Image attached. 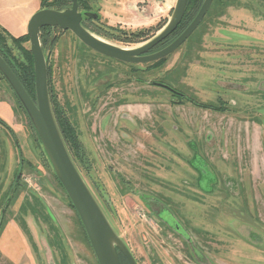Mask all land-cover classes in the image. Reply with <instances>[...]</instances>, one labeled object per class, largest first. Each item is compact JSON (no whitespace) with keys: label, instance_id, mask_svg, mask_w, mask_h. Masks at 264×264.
Listing matches in <instances>:
<instances>
[{"label":"rangeland","instance_id":"1","mask_svg":"<svg viewBox=\"0 0 264 264\" xmlns=\"http://www.w3.org/2000/svg\"><path fill=\"white\" fill-rule=\"evenodd\" d=\"M82 1L87 29L127 49L158 36L176 6ZM212 4L164 61L119 62L60 29L45 53L51 100L78 140L66 135L67 148L138 264H264V0ZM21 105L0 74V264H98Z\"/></svg>","mask_w":264,"mask_h":264},{"label":"water","instance_id":"2","mask_svg":"<svg viewBox=\"0 0 264 264\" xmlns=\"http://www.w3.org/2000/svg\"><path fill=\"white\" fill-rule=\"evenodd\" d=\"M213 1L204 0L193 21L178 38L155 53L150 52L180 25L188 0H177L168 25L158 36L146 45L131 50L107 43L87 30L82 25L83 15L79 12L78 0H72V6L64 11L43 9L36 12L31 17L27 28L30 51L34 60L35 100L0 54V72L32 122L53 171L79 216L98 264H122L120 254L129 264L138 263L111 225L67 148L51 104L47 58L41 45V31L46 27H57L62 31L72 32L85 46L102 55L126 63H153L173 54L190 38L204 20ZM85 15L93 17L92 14ZM155 85L175 92L166 84L155 83ZM169 223L178 231L176 220L174 222L170 219Z\"/></svg>","mask_w":264,"mask_h":264},{"label":"trees","instance_id":"3","mask_svg":"<svg viewBox=\"0 0 264 264\" xmlns=\"http://www.w3.org/2000/svg\"><path fill=\"white\" fill-rule=\"evenodd\" d=\"M40 2H41V9H52V10H58V11H63L65 9H67L69 6H71V4H72V0H40ZM79 2L81 5V0ZM203 2H204V0H188L187 7L185 10V14H184V18H183V20H182L181 24L179 25L176 32H180L182 28H183L182 30L186 29V27L193 21V19L195 18V16L199 12ZM212 5H211V7H212ZM211 7H210V9H211ZM83 8H84V5H83ZM99 11H100V8H99ZM209 11H208V13H209ZM87 20L93 21L92 19H87ZM94 22H96V23L100 22V18L98 17V19L95 20ZM82 25L85 28H87V26H85L84 23H82ZM54 29L55 28L46 27V28H43L41 31L40 40H41V45H42L44 53L47 52L49 47L52 46V43L56 40L55 36H53ZM94 32L99 34V35H102V36H107V34H108V32L107 31L105 32V30H103V28H101V27H100V29L95 30ZM28 42H30V39H29V36L27 34L20 36V37H13L3 27L0 26V54L5 59V61L9 64V66L12 68V70L15 72L16 76L19 78L20 82L22 83V85L24 86L26 91L29 93V95L35 100L36 99V92H35L34 60H33V55L31 53V51L25 46V44ZM14 47H17V50H18L21 58L16 57V55H15L16 58H13L10 55V53H13ZM165 59L166 58H164L160 61H164ZM160 61H158V62H160ZM0 74H1V72H0ZM48 74H49V71H48ZM48 79H49V75H48ZM49 93H50V99H51L50 89H49ZM184 99L187 102H191L194 105H196V106H198L204 110H211V111L216 112V113H225V112H228L230 110V107L228 105H226L225 103L223 105L214 106V105H211L208 103L207 104L199 103V102H197V100L191 99V98H184ZM51 104H52V108H53V111L55 114V118L58 122L59 128H60L61 133L63 135V138L65 140V143H66L65 136L69 134L70 139L68 140V137H67V141L71 142V144H73V145H76L78 140H77L76 134L74 133V129L72 128V126H70V124H68V122L65 118L62 121V119L60 118V115L58 114L59 112L57 110V107L54 106V103L52 102V100H51ZM21 107H23V106L21 105ZM31 125H32V128L35 130L32 122H31ZM36 135H37V132H36ZM71 153L76 158L78 157V154L76 155L72 151L70 152V154ZM72 154H71V156H72ZM84 232H85V230H84ZM85 234H86V232H85ZM86 237H87V235H86ZM87 241H88V245H89L90 249H92L90 242L88 240V237H87ZM93 256H94V254H93ZM94 258H95L96 263H98L95 256H94ZM120 259H121L122 264H128L127 260L121 254H120Z\"/></svg>","mask_w":264,"mask_h":264},{"label":"crops","instance_id":"4","mask_svg":"<svg viewBox=\"0 0 264 264\" xmlns=\"http://www.w3.org/2000/svg\"><path fill=\"white\" fill-rule=\"evenodd\" d=\"M39 10L40 0H0V26L13 37L23 36L31 17Z\"/></svg>","mask_w":264,"mask_h":264},{"label":"flooded vegetation","instance_id":"5","mask_svg":"<svg viewBox=\"0 0 264 264\" xmlns=\"http://www.w3.org/2000/svg\"><path fill=\"white\" fill-rule=\"evenodd\" d=\"M80 0H78V3H79V12L82 14V6L84 5L83 4V1L81 0V5H80V2H79ZM91 2V1H90ZM96 2V1H95ZM95 2H92L93 4H96ZM176 2H177V0H176ZM143 4V2H140L139 4H138V6H141ZM85 5L86 6H88L87 5V3L85 2ZM97 5V4H96ZM71 6H72V4H71ZM71 6H69L68 8H70ZM67 8V9H68ZM81 8V9H80ZM144 9L145 8H143L142 9V11H144ZM41 10H43V9H41ZM66 10V9H65ZM40 11V10H39ZM64 11V10H63ZM84 13L85 14H92L93 15V17H88V16H86L85 15V17H86V19H92L93 21H95V20H97L98 19V15H96V14H93V13H90V12H85L84 11ZM184 18V17H183ZM183 20V19H182ZM85 21H84V19H83V21H82V23H84ZM182 22V21H181ZM85 24V23H84ZM181 24V23H180ZM179 27V26H178ZM51 28H53V27H51ZM187 28V27H186ZM55 29H59V28H55ZM87 29V28H86ZM178 29V28H177ZM177 29L170 35V36H168L165 40H163L162 42H160L150 53H155V52H157V51H160V50H162V49H164L165 47H167L169 44H171L176 38H178V36L183 32H176L177 31ZM88 30V29H87ZM62 31V30H61ZM172 40V41H171ZM106 42V41H105ZM170 42V43H169ZM107 43H109V42H107ZM149 43V42H148ZM111 44V43H110ZM114 45V44H113ZM146 45V44H145ZM117 46V45H116ZM144 46V45H143ZM142 47V46H141ZM122 48V47H121ZM139 48V47H138ZM124 49H127V48H124ZM134 49H136V48H134ZM92 50V49H91ZM129 50H131V49H129ZM97 53V52H96ZM100 54V53H99ZM102 55V54H101ZM103 56H105V55H103ZM106 57H108V56H106ZM109 58H111V57H109ZM166 58V57H165ZM112 59H114V58H112ZM164 59V58H163ZM115 60H117V59H115ZM162 60V59H161ZM117 61H119V60H117ZM160 61V60H159ZM119 62H122V61H119ZM158 62V61H157ZM123 63H126V62H123ZM154 63V62H153ZM127 64H137V63H127ZM155 83H162V82H154V83H152L154 86H156V87H159V88H163V87H160V86H157V85H155ZM163 84H165V83H163ZM166 85H168V84H166ZM168 86H170V85H168ZM170 87H172V86H170ZM174 90H175V92H172V91H170V90H168V89H166V88H163V89H166V90H168V91H170L172 94H174L175 96H178V97H180V98H188L184 93H182L181 91H179V90H177V89H175L174 87H172ZM185 100V99H184ZM178 103H181V102H178ZM191 103V102H190ZM193 104V103H192ZM196 106V105H195ZM198 107V106H197ZM200 108V107H199ZM202 109V108H201ZM204 110V109H203ZM1 124V123H0ZM208 141V140H207ZM193 151L195 152L196 150L195 149H193ZM197 151H198V149H197ZM199 153V152H198ZM197 154V153H196ZM196 154H194L193 155V158H195V155ZM229 183V186L230 187H232L233 186V184L231 183V182H228ZM169 219H172V217H170V218H168V222L170 221ZM173 221L175 222V220L173 219ZM170 224V223H169ZM170 226H171V224H170ZM129 264V263H128Z\"/></svg>","mask_w":264,"mask_h":264}]
</instances>
